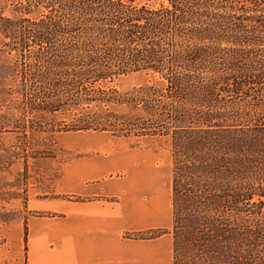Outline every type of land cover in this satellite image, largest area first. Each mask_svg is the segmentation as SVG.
I'll return each instance as SVG.
<instances>
[{
	"label": "rangeland",
	"instance_id": "obj_1",
	"mask_svg": "<svg viewBox=\"0 0 264 264\" xmlns=\"http://www.w3.org/2000/svg\"><path fill=\"white\" fill-rule=\"evenodd\" d=\"M67 2L0 0V264H27L31 221L59 223L84 203L115 207L124 264H264V72L257 82L244 71L240 95L216 83L204 105L185 77L264 61V37L128 40L100 22L89 24L103 31L81 29ZM237 14L264 20V6ZM52 21L38 32L47 39L29 36ZM195 46L206 51L195 64L175 59ZM85 55L118 57L95 79L103 66ZM180 75L185 87L173 84Z\"/></svg>",
	"mask_w": 264,
	"mask_h": 264
},
{
	"label": "trees",
	"instance_id": "obj_2",
	"mask_svg": "<svg viewBox=\"0 0 264 264\" xmlns=\"http://www.w3.org/2000/svg\"><path fill=\"white\" fill-rule=\"evenodd\" d=\"M73 1L77 3V5H75L78 9L76 13L81 21V29L103 31L105 29L102 26L89 24L90 22H100L107 25V29L114 33L113 36H119L121 38L126 37L128 40H134L133 38L147 39L162 35L165 36V34H180L182 37H189L190 39L198 41L203 39H220L227 42L248 41L253 43L260 39L263 40L264 37V20H262V18L260 19V16H257V18H255V16L244 18L240 17V14H237L238 11L241 12V4H246L249 8L258 11L261 6H264V0H165L167 4L163 5L162 2H160L158 8H151L146 3L134 4V0ZM238 1H240L241 4H239ZM227 2L229 3L226 4ZM249 4L251 6H249ZM64 6H66V9L72 7V0H68ZM245 20L249 21V27H251V30H246L244 32V29L241 28L240 24L241 21ZM46 25L55 28L57 24L55 21L43 24L41 29L40 27L36 30L33 29V34L31 33L29 36L35 41L47 39L45 33H38L42 32V29L47 30ZM67 29L71 30L70 27ZM30 32H32V30L28 31V33ZM248 32L250 34H248ZM114 48L115 47L108 48L106 51L109 54ZM191 50L193 51L181 52L175 57V59L186 61L192 60L195 64V61L198 59L200 60L204 56L202 53H206V51L200 46H195L194 48L191 47ZM157 51L158 49L148 50L146 56L148 61L155 63L161 61L160 57L162 56L163 51H161V55L158 54ZM174 53L176 52L174 51ZM112 54L114 55V53ZM110 56L111 55L99 59L102 56L96 57L95 55H85L90 62H95V64L99 63V66H103L104 71L102 74H96L93 76L95 79L105 78L111 75V72L105 71L111 69V66L115 65L114 63L118 56ZM136 60H140L138 56H136ZM254 63L255 64L249 66L248 69L245 68L246 66L238 67L237 65H240L241 61L238 58H235L234 62H228L226 64L227 69H236L235 74H233V71V73H228L227 76H225L226 72H222L207 77V80L205 81L196 75L189 76V74H185L187 79L190 77L195 79L190 83L193 87L192 90H197V88L202 90V99L195 103L198 105H204L214 101L215 98L212 99V97L215 95L214 90L217 91L215 88L217 85L216 83L220 84L224 82L227 86H231V89L227 91L234 95H240L244 84L239 79L244 76L245 72V75L248 74V77L256 78L257 82L262 79L261 74L264 72V61L255 60ZM171 64L178 65L176 60H171ZM134 67L137 66L134 64ZM238 72L241 74H238ZM254 72L255 74H253ZM183 83L185 84L183 85ZM173 84L175 87H179V85L185 87L186 81L184 80V75H182V77L180 75L179 79ZM197 92L198 91H195L194 93L196 94ZM206 117L207 118H204L206 123L215 119L212 114H208ZM87 128L88 127L83 126L76 129ZM172 182L173 196L176 198L181 192L178 189L177 185L179 182L175 175L173 176ZM225 255L227 256L228 254Z\"/></svg>",
	"mask_w": 264,
	"mask_h": 264
},
{
	"label": "crops",
	"instance_id": "obj_3",
	"mask_svg": "<svg viewBox=\"0 0 264 264\" xmlns=\"http://www.w3.org/2000/svg\"><path fill=\"white\" fill-rule=\"evenodd\" d=\"M116 248V211L109 205L84 203L59 223H29L27 264H124Z\"/></svg>",
	"mask_w": 264,
	"mask_h": 264
}]
</instances>
